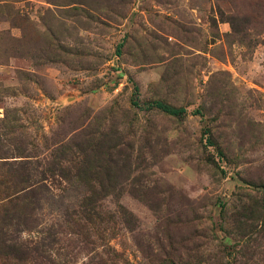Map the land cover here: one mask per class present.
<instances>
[{
  "label": "rangeland",
  "instance_id": "374dc122",
  "mask_svg": "<svg viewBox=\"0 0 264 264\" xmlns=\"http://www.w3.org/2000/svg\"><path fill=\"white\" fill-rule=\"evenodd\" d=\"M0 264H264V0H0Z\"/></svg>",
  "mask_w": 264,
  "mask_h": 264
},
{
  "label": "trees",
  "instance_id": "16d2710c",
  "mask_svg": "<svg viewBox=\"0 0 264 264\" xmlns=\"http://www.w3.org/2000/svg\"><path fill=\"white\" fill-rule=\"evenodd\" d=\"M150 107H154L156 109H159L165 113H168L170 115L179 116L184 112V109L181 107H173L170 106L162 101H150L148 104ZM15 164V163H14ZM17 166L14 167L13 171L15 172L11 184H9L11 188V196L10 199H7L9 202L12 203L14 201L13 208L14 210H19L21 207V203L26 206V208L29 207L31 204H38L41 195L40 190L42 187H44L42 184L41 179H35L32 177V174L28 172V166L25 162H18L16 163ZM24 187H21L19 185H23ZM26 192L27 196H21V193ZM26 198V201L24 202V199ZM90 199V198H87ZM83 207L85 209L90 208V203L86 202L83 204ZM32 243V242H31ZM40 247V248H39ZM43 248V244H40V246H35L33 244L29 245H9V253L12 255L13 258L17 260L24 259L25 255L29 253H41V250ZM4 254V253H2ZM23 254V256H22Z\"/></svg>",
  "mask_w": 264,
  "mask_h": 264
}]
</instances>
